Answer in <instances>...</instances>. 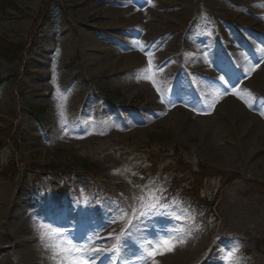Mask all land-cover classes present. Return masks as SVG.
I'll use <instances>...</instances> for the list:
<instances>
[{
  "label": "rangeland",
  "instance_id": "1",
  "mask_svg": "<svg viewBox=\"0 0 264 264\" xmlns=\"http://www.w3.org/2000/svg\"><path fill=\"white\" fill-rule=\"evenodd\" d=\"M251 33L264 34V0H0V45L13 50L0 48V213L12 201V228L25 225L38 238L26 244L39 250L26 256L18 246L0 257L46 264L34 222L77 239L109 214L107 205L130 209L162 189L157 195L174 200L171 215L180 220L157 217L149 227L191 236L157 264H230L226 256L237 246L239 264H264V126L243 128L255 121L226 119L218 109L232 97L264 119V62L252 70L258 53L251 63L244 41L256 50L264 44ZM141 47L152 49L155 86L138 78L149 67ZM218 65H239L245 79L239 96H224L204 115L199 100L214 99L223 89L214 81L229 79ZM186 89L195 97L169 106ZM50 167L67 176L45 175ZM29 179L37 185L27 186ZM51 197L61 200L67 222L56 210L36 208ZM205 198L214 200L212 209ZM12 228L0 226V235ZM107 240L101 247L115 242ZM197 244L203 250L193 256L181 249ZM128 246L136 247L133 240Z\"/></svg>",
  "mask_w": 264,
  "mask_h": 264
},
{
  "label": "snow or ice",
  "instance_id": "2",
  "mask_svg": "<svg viewBox=\"0 0 264 264\" xmlns=\"http://www.w3.org/2000/svg\"><path fill=\"white\" fill-rule=\"evenodd\" d=\"M148 2L151 3V0H148ZM140 51L144 52V55L148 58L149 67L138 78L151 81L155 86V79L153 75H150V73H153L152 66L154 63L152 49L149 48L148 51H145L141 47ZM257 53L256 64L252 70H255V67L264 62V48L258 49ZM205 59H207L206 56ZM218 67L229 76V79L226 80L225 76L222 75L218 81H214L220 88H223V91L215 92L214 99L204 102L205 114H207V111L214 109L224 96L228 94L239 96L238 85L245 79V74L241 71L226 70L225 67L220 65ZM156 70H162V67H158ZM156 91L159 93L160 88L157 87ZM161 102H165L163 95H161ZM167 103L171 107L175 106L171 98L168 99ZM249 107L251 108L252 105L249 104ZM193 110L196 109L193 108ZM261 114L264 115V110H261ZM63 116L64 113L61 110L60 126L67 134ZM157 191L163 190L152 191L147 200L143 196L138 197V206L130 209L125 208L118 201L107 205L109 214L97 221L89 232L83 234L79 240L75 237L69 238L67 231L40 220L34 222L33 228L39 237L42 248L50 253L47 258L51 264H97L100 257H105L109 264H149V262L157 264V256L173 251L180 244L186 243L191 236L190 231L184 232V229H176L174 226L171 228H156L155 223H153L149 227V221L155 222L157 217L167 220H180L178 215H171L170 209L175 206L174 200L170 203L168 198L157 195ZM120 222H126L127 228L121 229L119 233L110 232L108 234V237L115 241L112 246L109 248L97 245L98 240L107 239L101 237V231ZM134 237L135 239H133ZM129 240H133V243H135L136 247L134 249L128 246ZM129 251L132 252L131 257L123 255V253ZM238 252L239 247L237 246L227 254L226 259L230 261V264L233 261H235V264H239V257L235 255ZM101 264H104V261H101Z\"/></svg>",
  "mask_w": 264,
  "mask_h": 264
},
{
  "label": "bare ground",
  "instance_id": "3",
  "mask_svg": "<svg viewBox=\"0 0 264 264\" xmlns=\"http://www.w3.org/2000/svg\"><path fill=\"white\" fill-rule=\"evenodd\" d=\"M114 13H117V12H114ZM117 14H122V11L117 13ZM254 77L257 78L256 75H254ZM223 102H224V106H223ZM223 102L218 105V109L220 107V109H221V111H223L222 113H224L223 115H224V117L226 119H228V118H233L234 119L235 118V119L238 120L239 117H243V118L246 117V118H249V119H252V120L255 121V124H252L251 122H249L243 128H251L252 129V128L258 127L260 123L264 126V119H262L259 115L251 112L250 110H247L244 107V105L239 103L234 98L228 97ZM225 108H229V110H230L229 113L230 114H228V113L225 114ZM160 109H161V107H160ZM189 115H191V114H189ZM53 203H55V202L47 201L45 203V205L43 206V204H42V206L46 207L48 205V207H49ZM39 205H41L40 202L36 203V208L37 209H38ZM12 207H15V204H13L12 201H11L10 203L7 204V206L5 208V214H1L0 213V223L1 222L3 223L0 226L3 227V231H5V232L9 231L8 228H12L11 225H13V223H12L11 217L12 218L16 217L15 208H14V210H12ZM24 226H22V228L19 229V231H16V232L12 228V232L10 231L11 234H7V238L5 236L0 235V253L1 252H5V251L6 252H12V251L14 252V250L18 246H21V247L24 246V248H27L26 250H24L22 252L26 256L33 254L34 251H38L39 252V250H36V248L38 247L37 244H35V245L31 246V247L26 244L27 242L34 241V239H32L33 238L32 236H29L31 231L28 228H24ZM109 230H110V232H116V233H119L121 231L116 226L110 227ZM37 240H38V238H37ZM108 240L105 239L106 242H108ZM197 245H198V247L194 246L193 248H189V246L187 245V246L181 247V249L183 250V252L185 254L188 253V252L189 253L191 252V255L193 256V255L197 254V252H201L203 250V245H201V244H197ZM49 254L50 253L47 252L45 254V256H44L45 259H46V264H51V262L47 258ZM100 259H101V257H100ZM100 259L97 260V263L100 262ZM163 259H165V258H163ZM7 262H8V259L6 257H4V256L0 257V264H7ZM149 264H151V263H149Z\"/></svg>",
  "mask_w": 264,
  "mask_h": 264
},
{
  "label": "trees",
  "instance_id": "4",
  "mask_svg": "<svg viewBox=\"0 0 264 264\" xmlns=\"http://www.w3.org/2000/svg\"><path fill=\"white\" fill-rule=\"evenodd\" d=\"M14 5V4H13ZM16 6V5H15ZM3 49H1V52L3 53V54H5V55H7L8 54V51H10V50H12V48L9 46V45H5L4 47H2ZM13 51V50H12ZM17 52H18V50H16V54H17ZM156 136V135H155ZM48 170L47 171H44V172H46L47 174L48 173H50V174H52V175H61V174H66L65 172H62V170L60 171V172H58V170H60V169H55V168H47ZM45 173V174H46ZM30 182V180H27L26 181V183H29ZM212 204L213 203H210V208H211V206H212Z\"/></svg>",
  "mask_w": 264,
  "mask_h": 264
}]
</instances>
